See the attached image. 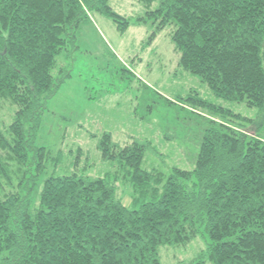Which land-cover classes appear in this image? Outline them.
I'll use <instances>...</instances> for the list:
<instances>
[{
    "label": "trees",
    "instance_id": "trees-1",
    "mask_svg": "<svg viewBox=\"0 0 264 264\" xmlns=\"http://www.w3.org/2000/svg\"><path fill=\"white\" fill-rule=\"evenodd\" d=\"M108 1L0 0V99L16 108L9 138L0 128V188L10 187L0 193V264H161L160 246L199 234L209 264H264V0H159L146 11L158 29L173 26L184 71L218 98L256 108L259 122L198 99L225 122L206 127L192 170L148 171V141L121 147L104 132L97 148L127 169L129 206L115 180L74 172L48 176L32 200L40 174L61 161L35 145L47 102L69 77L53 75L56 57L75 48L92 13L126 28Z\"/></svg>",
    "mask_w": 264,
    "mask_h": 264
},
{
    "label": "rangeland",
    "instance_id": "rangeland-1",
    "mask_svg": "<svg viewBox=\"0 0 264 264\" xmlns=\"http://www.w3.org/2000/svg\"><path fill=\"white\" fill-rule=\"evenodd\" d=\"M158 3L109 0L112 10L127 20L126 28L120 30L110 18L92 13L77 34L75 48L68 44L56 57L53 75L64 70L69 77L47 102L35 145L53 155L60 153L61 161L40 174L33 201L48 176L74 172L115 180L118 197L129 206L133 193L127 169L117 161L103 160L97 148L104 132L121 147L134 139L148 141L151 148L141 163L148 171L167 176L173 168L192 170L206 127L225 122L199 105L198 99L227 108L253 124L259 122L256 108L218 98L199 77L178 65L179 53L171 40L173 26L158 29L157 23L146 17V11ZM15 110L8 100L0 99V128L6 138ZM2 185L0 193L8 192L10 187L4 181ZM206 240L199 234L185 245L160 246V263L203 260L209 264L205 255L199 259Z\"/></svg>",
    "mask_w": 264,
    "mask_h": 264
}]
</instances>
